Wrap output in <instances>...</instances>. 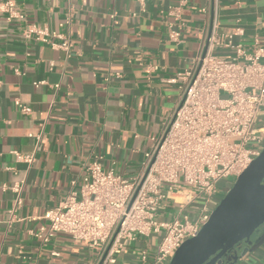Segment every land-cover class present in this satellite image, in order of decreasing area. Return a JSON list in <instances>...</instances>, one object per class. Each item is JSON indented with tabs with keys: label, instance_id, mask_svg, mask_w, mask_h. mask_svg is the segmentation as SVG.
<instances>
[{
	"label": "crops",
	"instance_id": "1",
	"mask_svg": "<svg viewBox=\"0 0 264 264\" xmlns=\"http://www.w3.org/2000/svg\"><path fill=\"white\" fill-rule=\"evenodd\" d=\"M6 1L20 18L0 13V264H96L99 250L68 235L43 244L45 213L79 191L95 160L104 171L134 177L151 138L162 133L181 100L179 84L170 80L201 53L211 23L219 34L238 30L233 47L250 51L256 40L264 48V0L0 3ZM175 7L181 9L178 22L168 15ZM172 23L182 24L178 43L169 39ZM27 30L34 31L30 38ZM35 31L54 44L68 40V51L37 41ZM16 102L30 112L20 113ZM16 153L34 154L33 163L18 161ZM21 182L16 206L10 187ZM178 208L170 201L158 220H172ZM258 239L237 264H264V225ZM157 243L156 236L140 237L115 264H137L140 251L149 248L153 255Z\"/></svg>",
	"mask_w": 264,
	"mask_h": 264
},
{
	"label": "built area",
	"instance_id": "2",
	"mask_svg": "<svg viewBox=\"0 0 264 264\" xmlns=\"http://www.w3.org/2000/svg\"><path fill=\"white\" fill-rule=\"evenodd\" d=\"M13 8L12 1L0 3V13L8 20L20 18ZM168 15L178 22L181 9L172 8ZM170 26L176 29L169 39L178 43L182 24ZM32 33L27 30L24 37ZM35 33L37 41L52 48L70 47L68 40L54 44L45 32ZM238 33L219 34L217 24L211 23L201 53L170 80L179 84L181 100L162 133L151 138L139 172L128 179L104 171L98 160L91 162L79 191L68 193L45 213L43 244L58 234L68 235L99 250L96 264H115L128 243L156 236L154 254L142 249L137 264H169L177 249L198 235L232 180L264 149V123L258 125L264 120V48L256 40L250 51L233 47L232 36ZM230 49L231 56L214 51ZM16 105L20 113L30 112L20 102ZM16 159L32 164L34 154L16 153ZM22 188L23 182L10 187L16 206ZM170 201L179 207L177 215L158 220V212Z\"/></svg>",
	"mask_w": 264,
	"mask_h": 264
},
{
	"label": "water",
	"instance_id": "3",
	"mask_svg": "<svg viewBox=\"0 0 264 264\" xmlns=\"http://www.w3.org/2000/svg\"><path fill=\"white\" fill-rule=\"evenodd\" d=\"M264 225V149L236 178L198 235L185 241L169 264H237L260 239Z\"/></svg>",
	"mask_w": 264,
	"mask_h": 264
},
{
	"label": "rangeland",
	"instance_id": "4",
	"mask_svg": "<svg viewBox=\"0 0 264 264\" xmlns=\"http://www.w3.org/2000/svg\"><path fill=\"white\" fill-rule=\"evenodd\" d=\"M263 123H264V120H261V121H259V124H258V125L261 126V125H263ZM232 181L235 182V180H232ZM220 200H221V199H220ZM220 200H219V201H220ZM195 207H197V206H195Z\"/></svg>",
	"mask_w": 264,
	"mask_h": 264
}]
</instances>
